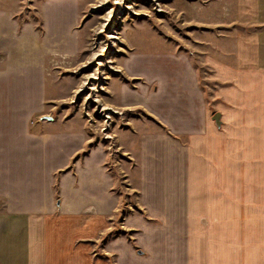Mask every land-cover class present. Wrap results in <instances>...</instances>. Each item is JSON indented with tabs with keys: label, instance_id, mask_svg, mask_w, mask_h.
Masks as SVG:
<instances>
[{
	"label": "crops",
	"instance_id": "0c3cea01",
	"mask_svg": "<svg viewBox=\"0 0 264 264\" xmlns=\"http://www.w3.org/2000/svg\"><path fill=\"white\" fill-rule=\"evenodd\" d=\"M81 7L45 0L41 29L0 13V264H264V0L233 1L207 83L187 52L126 56L120 101L161 128H137L138 206L118 224L107 151L38 115Z\"/></svg>",
	"mask_w": 264,
	"mask_h": 264
},
{
	"label": "rangeland",
	"instance_id": "374dc122",
	"mask_svg": "<svg viewBox=\"0 0 264 264\" xmlns=\"http://www.w3.org/2000/svg\"><path fill=\"white\" fill-rule=\"evenodd\" d=\"M44 1L0 0V13L15 15L20 30L32 23L41 29ZM233 1L81 0L77 52L48 59L46 106L38 115L53 117L65 129H85L89 141L107 151L122 197L117 224L138 206L137 128H161L141 109L120 101L126 56L135 51L187 52L207 83L209 58L219 56L233 27ZM22 36L30 49V39ZM29 49L14 50L10 58L17 53L20 58L14 60L20 61ZM3 55L1 50L0 60ZM4 64L6 60L0 67Z\"/></svg>",
	"mask_w": 264,
	"mask_h": 264
},
{
	"label": "bare ground",
	"instance_id": "6f19581e",
	"mask_svg": "<svg viewBox=\"0 0 264 264\" xmlns=\"http://www.w3.org/2000/svg\"><path fill=\"white\" fill-rule=\"evenodd\" d=\"M3 32H4V31H3ZM3 32H2V34H3ZM0 34H1V32H0ZM11 37H12V34H11V33H10V35H9L8 38H4V37H3V42L6 43V44L8 45V44L10 43ZM24 38H25V37H24ZM23 41H24V40H23V36L20 37V38L18 37V38L14 41V44L9 45L8 50H9L10 54H11L14 50L25 51V50L29 49V48L27 47V45L24 44ZM12 95H13V93H12ZM11 98H12V97H11ZM107 117H110V115L107 114ZM108 136H109V135H108Z\"/></svg>",
	"mask_w": 264,
	"mask_h": 264
},
{
	"label": "water",
	"instance_id": "95a60500",
	"mask_svg": "<svg viewBox=\"0 0 264 264\" xmlns=\"http://www.w3.org/2000/svg\"><path fill=\"white\" fill-rule=\"evenodd\" d=\"M45 118L48 119V120H54V118L51 117V116H45ZM214 119L217 121V123H220V115L215 114L214 115Z\"/></svg>",
	"mask_w": 264,
	"mask_h": 264
}]
</instances>
